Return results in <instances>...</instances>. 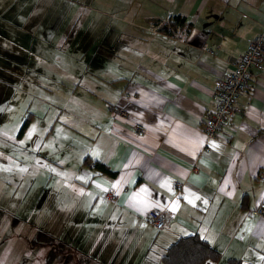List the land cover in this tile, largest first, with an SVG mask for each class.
Wrapping results in <instances>:
<instances>
[{"label":"crops","instance_id":"crops-1","mask_svg":"<svg viewBox=\"0 0 264 264\" xmlns=\"http://www.w3.org/2000/svg\"><path fill=\"white\" fill-rule=\"evenodd\" d=\"M68 1L64 13L34 15L33 47L11 43L16 56L37 61L19 58V71L4 64L40 87L27 97L56 115L49 126L10 133L23 145V198L34 202L35 189L27 191L37 177L41 215L86 204V257L98 264H157L170 242L193 232L219 252L200 264H264V213L249 211L264 193V57L262 69L249 67L221 134L199 127L213 108L214 78L264 24V0H118L122 11L104 24L86 17V0ZM10 4L0 0V15ZM165 18L172 27L155 32ZM154 207L165 213L158 229L145 216Z\"/></svg>","mask_w":264,"mask_h":264},{"label":"rangeland","instance_id":"rangeland-1","mask_svg":"<svg viewBox=\"0 0 264 264\" xmlns=\"http://www.w3.org/2000/svg\"><path fill=\"white\" fill-rule=\"evenodd\" d=\"M117 1L86 0V17L93 20L99 17L97 20L102 24L109 22L106 14H118L122 11ZM13 2L14 5L10 4V10L4 7L6 15H0V264H42L46 255L49 256L51 248L53 249L50 251L48 264H98L86 257V204L79 208L78 204H75L76 208L59 205L41 215L37 202L43 199V194L41 197L36 194L41 189V182L37 177L27 191L29 193V190L35 189L34 202L33 194L23 198L30 183L23 178L21 160L25 156L20 154L23 145L15 142L14 137L10 136V133L13 135L16 130L12 128L19 126L28 112H31L28 126H49L56 116L48 114V110L39 105L34 97H27V94L34 93L40 87H36L34 82H22L21 77L8 72L9 66L4 67V64L10 62L15 64L12 69L19 71V58L27 57L30 62L38 60L29 52L17 53L16 56L11 43L15 40L22 41L23 44L18 46V49L27 47L29 43V47H33L35 38L30 31L34 27V15L44 12L64 13L70 10V3L68 0H57L55 3L49 0ZM55 4L58 5V10ZM75 6L82 7L76 0ZM96 12V17H91ZM36 34L39 35L38 32ZM9 39L10 42L7 41ZM84 57L86 58V52ZM37 92L40 94L41 91ZM44 99L45 102L51 101L50 97ZM10 139L11 144L8 142ZM47 190L50 188L45 189ZM46 203H49V198ZM49 236L55 240L60 239L61 243L56 245ZM149 263L151 264V261ZM157 264H160V261H157Z\"/></svg>","mask_w":264,"mask_h":264},{"label":"built area","instance_id":"built-area-1","mask_svg":"<svg viewBox=\"0 0 264 264\" xmlns=\"http://www.w3.org/2000/svg\"><path fill=\"white\" fill-rule=\"evenodd\" d=\"M168 19H159L154 25L155 32L163 33L167 28L172 27L164 21ZM171 21V20H170ZM179 26V23H173V26ZM176 27V28H177ZM264 57V24L260 31L249 38L245 49L237 56L232 65L220 72L213 80L211 99L213 108L204 112L199 127L206 136H217L221 134L222 128L229 115L237 110L236 100L238 95L247 86L248 80L252 77L249 67L253 66L262 69V59ZM112 112L119 116L126 114V111L118 106H110ZM136 130L140 132V124L136 125ZM178 184V183H175ZM112 188L107 187V192ZM255 214L264 213V193L262 199L257 201L249 210ZM147 221L152 227L160 228L165 223V213L162 208L148 209L145 214Z\"/></svg>","mask_w":264,"mask_h":264},{"label":"trees","instance_id":"trees-1","mask_svg":"<svg viewBox=\"0 0 264 264\" xmlns=\"http://www.w3.org/2000/svg\"><path fill=\"white\" fill-rule=\"evenodd\" d=\"M175 23H182L181 17H174ZM173 20L171 23L173 24ZM167 23V20L164 21ZM170 23V22H169ZM29 113H27L21 120L16 130V136H19L21 132L28 125ZM86 161V156L83 159ZM93 166L96 167L102 173H112L104 164L97 160H93ZM155 228V227H154ZM161 228V227H160ZM158 229V228H155ZM51 253H49L50 256ZM219 252L212 247V245L203 237L199 236L196 232L187 233L178 236L175 240L170 242L164 249V252L160 255V264H200L205 261H214L218 258ZM49 256L44 260V264L50 260ZM48 260V261H47ZM226 264H242L237 258L229 257L226 259ZM255 264V263H244Z\"/></svg>","mask_w":264,"mask_h":264}]
</instances>
